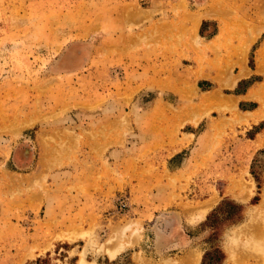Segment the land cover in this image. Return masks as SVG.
Segmentation results:
<instances>
[{"label": "rangeland", "instance_id": "1", "mask_svg": "<svg viewBox=\"0 0 264 264\" xmlns=\"http://www.w3.org/2000/svg\"><path fill=\"white\" fill-rule=\"evenodd\" d=\"M263 40L264 0H0V264H160L178 210H197L181 234L211 250L204 214L224 198L242 218L220 213L216 243L256 264L264 149L222 80ZM155 100L165 115L200 106L159 139ZM190 131L201 137L180 147ZM183 157L194 171L172 170ZM168 196L179 202L160 208Z\"/></svg>", "mask_w": 264, "mask_h": 264}, {"label": "crops", "instance_id": "2", "mask_svg": "<svg viewBox=\"0 0 264 264\" xmlns=\"http://www.w3.org/2000/svg\"><path fill=\"white\" fill-rule=\"evenodd\" d=\"M264 40L263 42L256 47V49L253 50L252 52V67L248 66V63H246L244 60H240V64L237 66V71L239 72L238 76L234 81H231L229 84H227V79L222 80L221 74L226 73L223 72V68L219 67H210L208 70H204L200 72L196 67L194 70L196 71L197 74L203 75V79H207L208 81H216L218 82L219 80H222L225 82L223 83L222 86L226 88H232L235 89L237 88V92L233 94L234 99L237 101V107L240 110L239 104L243 103L246 108L241 109L242 115L244 113H248L246 116V119L248 120L247 124L249 127H253L254 125H258L260 122L264 121V107L262 104V98L258 99V97H262L264 92L259 93V90L261 88H264ZM263 45V46H262ZM262 46V47H261ZM259 50V51H258ZM263 50V51H262ZM227 74V73H226ZM260 78V79H256ZM246 80H251L247 85L244 84L243 81ZM217 89V88H216ZM213 88L212 90H216ZM218 90V89H217ZM216 90V91H217ZM174 91L179 94L183 95V92L178 86L174 89ZM261 92V91H260ZM219 94V90L217 91ZM202 101H205L202 100ZM255 104V105H254ZM200 106V102H199ZM199 106H196L194 104H191L187 106V108H182L180 109L179 112L175 115H165L163 104L157 102L155 100V103L152 104V108L150 109V112L148 111L147 117L150 119L148 122V128L152 132L155 133V137L159 139H163V137L166 135L165 129L171 131L176 127L178 124V121L181 119L183 115H189V113H196L199 110ZM197 117V116H196ZM158 118H161L160 123H157ZM164 118H168L167 123H165ZM191 122H188V125L191 128L196 127V125L199 122V118L196 120H193L192 118ZM250 120V121H249ZM243 121V120H242ZM168 124H171L168 125ZM158 125V126H157ZM197 134V135H196ZM201 137L200 133H195V132H188L186 133V136L184 137V140L180 142V147H183L184 145H188L190 142H196L197 139ZM255 145L256 148H262L264 149V126L259 128L257 131L254 132L253 136L250 138ZM180 147H176V150L174 151H179ZM173 151V152H174ZM196 169V163L194 164H188L185 163V158L183 157L180 162L174 167L172 170L176 171H194ZM168 171H171L168 169ZM91 175L90 177H95V174H90L88 173V176ZM189 178H191L189 176ZM93 180H91V183L93 184ZM182 184H185L184 181H179ZM96 186L99 184L96 183ZM178 186V184H176ZM171 196V195H170ZM264 198V197H263ZM179 200L177 198H171V197H163L162 201L160 202V208H168L171 207L175 204H177ZM197 210L193 211H182L178 210L176 214L177 216H184V221L178 222L177 224L173 222L172 225H168L166 227V236L168 237V244L166 246L167 253L166 255L162 256L161 263L160 264H185L189 263V259H193V257L198 254V259L194 264H201L202 263V256H203V251L196 247L193 243V238L191 239V235H182L181 231L184 230L185 225H191L194 222H191V218L196 216ZM208 211L205 212L204 216H206ZM169 250H176L174 253H169ZM124 250H119L116 252V254L121 253ZM115 254V255H116ZM225 258H224V263L225 264H230L228 263L227 260V253L224 252ZM114 256V255H113ZM132 264L133 263L132 261Z\"/></svg>", "mask_w": 264, "mask_h": 264}, {"label": "trees", "instance_id": "3", "mask_svg": "<svg viewBox=\"0 0 264 264\" xmlns=\"http://www.w3.org/2000/svg\"><path fill=\"white\" fill-rule=\"evenodd\" d=\"M205 23V21H202L201 27H200V33L203 32L202 28H203V24ZM253 52V51H252ZM252 52L249 55V61L248 64L250 67H252L253 63H252ZM256 79H260V78H256ZM245 85H247L249 82H251V80H244L243 81ZM237 88L233 89L232 92L236 93L237 92ZM255 105V104H254ZM240 109H245L246 106L243 103L239 104ZM264 126V121L260 122L258 125H254L253 128L255 129V131H257L259 128ZM264 152V150H262ZM260 183L257 184L258 189L260 188ZM258 199V196L256 195L253 199H252V203L256 202ZM242 210H243V204H240L238 202H236L233 199L230 198H224L222 199L219 204L214 207L206 216V222H208V224L215 228L214 230V237L216 238L215 240L218 241V236H219V225L220 223H218L219 221V214L220 213H225V220L226 223L228 224H233L235 222H238L239 220H241L242 218ZM222 226V225H221ZM213 246V248L211 250H205L203 252V256H202V263L201 264H225L224 263V252L221 249V247L219 246L218 242ZM36 261H39V258L36 259Z\"/></svg>", "mask_w": 264, "mask_h": 264}, {"label": "bare ground", "instance_id": "4", "mask_svg": "<svg viewBox=\"0 0 264 264\" xmlns=\"http://www.w3.org/2000/svg\"><path fill=\"white\" fill-rule=\"evenodd\" d=\"M264 205V198L262 200V203L260 204V210L258 212H256L257 214L254 216V217H258V216H261V213H262V210L261 208L263 207ZM262 206V207H261ZM259 225L256 226V230H253L255 231L253 233V238H250V242L252 244L251 247H254L253 251H255L256 255H257V258H259L258 262L256 264H262V261H263V255H264V243H263V234H264V219H262V216H261V219H259ZM73 235V234H72ZM246 241V240H245ZM21 243H23V241H21ZM20 243V244H21ZM19 244V245H20ZM244 244V243H243ZM112 245V244H111ZM233 245V244H232ZM245 245V244H244ZM247 245V244H246ZM26 247V245H24ZM243 246V245H242ZM113 246H110L106 249V251L108 252V254L110 256H113L115 254V251L116 249L113 248ZM236 247V246H235ZM246 247V246H245ZM247 248V247H246ZM237 249V248H236ZM230 250V248H229ZM247 250V249H246ZM250 249H248L249 251ZM246 251L247 253L246 254H249V252ZM245 253V251H244ZM235 255V254H234ZM247 257V256H246ZM233 258V257H232ZM247 259V258H246ZM233 260V259H232ZM236 262V261H235ZM242 262V260H241ZM88 263V262H87ZM238 264V263H237ZM241 264V263H240Z\"/></svg>", "mask_w": 264, "mask_h": 264}, {"label": "built area", "instance_id": "5", "mask_svg": "<svg viewBox=\"0 0 264 264\" xmlns=\"http://www.w3.org/2000/svg\"><path fill=\"white\" fill-rule=\"evenodd\" d=\"M118 205H119V209L123 210L125 209V207L127 206L124 197H120L118 199Z\"/></svg>", "mask_w": 264, "mask_h": 264}]
</instances>
